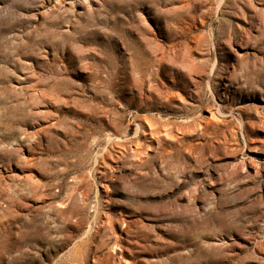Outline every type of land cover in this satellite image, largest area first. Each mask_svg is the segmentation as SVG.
<instances>
[{
    "label": "rangeland",
    "instance_id": "1",
    "mask_svg": "<svg viewBox=\"0 0 264 264\" xmlns=\"http://www.w3.org/2000/svg\"><path fill=\"white\" fill-rule=\"evenodd\" d=\"M115 263L264 264V0H0V264Z\"/></svg>",
    "mask_w": 264,
    "mask_h": 264
},
{
    "label": "bare ground",
    "instance_id": "2",
    "mask_svg": "<svg viewBox=\"0 0 264 264\" xmlns=\"http://www.w3.org/2000/svg\"><path fill=\"white\" fill-rule=\"evenodd\" d=\"M112 250H113V249H112ZM113 252H114V251H113ZM118 257H120V255H119ZM111 258H113V257H111ZM120 258H121V257H120ZM114 259H116V258H114ZM122 259H123V258H122ZM111 260H112V259H111ZM112 261H113V260H112ZM120 261H121V260H120ZM120 261H119V262H120ZM113 262H114V261H113ZM113 262H112V263H113ZM119 262H118V263H119ZM118 263H117V264H118ZM120 263H121V262H120ZM115 264H116V263H115Z\"/></svg>",
    "mask_w": 264,
    "mask_h": 264
}]
</instances>
